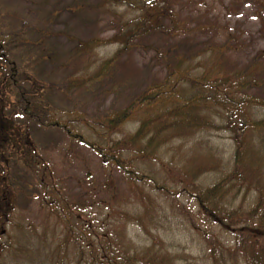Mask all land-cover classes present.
Segmentation results:
<instances>
[{
	"label": "trees",
	"instance_id": "trees-1",
	"mask_svg": "<svg viewBox=\"0 0 264 264\" xmlns=\"http://www.w3.org/2000/svg\"><path fill=\"white\" fill-rule=\"evenodd\" d=\"M255 5L263 18L264 0ZM147 7L153 6L148 2L143 10ZM1 36L0 65L7 70L0 71V264H178L168 245L152 233L159 224L161 197L174 200L187 218L190 210L178 200L194 206L211 264H264V99L251 94L264 87L263 57L240 69L226 66L223 47L210 49L196 65L179 58L161 82L118 111L91 121L44 122L120 171L131 194L73 199L39 154L28 128L7 112L11 108L41 119L43 112L56 111L45 104L41 91H25L28 80L9 59L6 37ZM117 55L86 77L74 78L68 90L104 79ZM80 123L91 136L77 130ZM218 133H227L234 142L227 169L209 138ZM18 169L31 177L36 190L39 210L32 220L18 207ZM161 174L164 179H158ZM208 174L218 177L202 185ZM130 228L140 230L150 243L133 244Z\"/></svg>",
	"mask_w": 264,
	"mask_h": 264
},
{
	"label": "rangeland",
	"instance_id": "rangeland-1",
	"mask_svg": "<svg viewBox=\"0 0 264 264\" xmlns=\"http://www.w3.org/2000/svg\"><path fill=\"white\" fill-rule=\"evenodd\" d=\"M255 1L0 0L1 38L6 37L9 59L24 71L28 80L23 84L25 91H41L45 104L56 111L43 112L41 119L28 118L11 108L7 112L28 128L39 154L69 197L106 200L125 192L130 196L120 171L103 165L87 146L70 142L60 128L44 122L50 118L91 121L118 111L161 82L168 66L179 58L196 65L210 49L227 50L228 68H245L258 57L264 62V15H259ZM148 2L153 7L144 11ZM153 12L155 17H151ZM89 42L94 44L79 47V43ZM115 54L114 65L104 79L68 90L74 78L86 77ZM1 67L7 70L6 65ZM251 94L264 99V87L251 90ZM76 126L91 136L88 126ZM131 130L130 125L124 132ZM209 138L227 169L234 148L232 137L218 133ZM150 166L144 171L149 173ZM14 177L19 210L26 220H32L39 209L31 177L19 169ZM217 177L208 174L201 184L210 185ZM160 178L165 177L161 174ZM178 202L190 210L192 222L174 200L161 197L163 209L158 208L159 224L152 233L168 245L178 264H211L203 239L205 228L198 224L194 206L183 199ZM128 236L138 247L150 243L140 230L130 228Z\"/></svg>",
	"mask_w": 264,
	"mask_h": 264
}]
</instances>
